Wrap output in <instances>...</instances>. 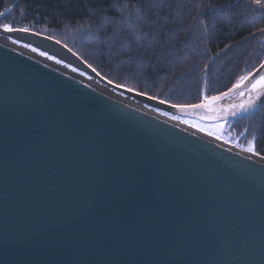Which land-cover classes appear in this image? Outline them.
Listing matches in <instances>:
<instances>
[{
	"label": "water",
	"instance_id": "95a60500",
	"mask_svg": "<svg viewBox=\"0 0 264 264\" xmlns=\"http://www.w3.org/2000/svg\"><path fill=\"white\" fill-rule=\"evenodd\" d=\"M11 34L68 59L41 35ZM33 61L0 50V264H264V162ZM234 100L198 118L264 102Z\"/></svg>",
	"mask_w": 264,
	"mask_h": 264
},
{
	"label": "trees",
	"instance_id": "16d2710c",
	"mask_svg": "<svg viewBox=\"0 0 264 264\" xmlns=\"http://www.w3.org/2000/svg\"><path fill=\"white\" fill-rule=\"evenodd\" d=\"M10 1L12 4L15 2V0ZM243 1L244 0H212L209 4L212 6H217L218 11L223 7L229 10L223 14L222 20L212 25V22H210L211 20H208L207 18L210 14H212V16L216 15V19H219L217 15L218 11L214 12L212 10L210 11L212 13L209 14V10H202L203 13L207 15L200 17L199 19L196 18L191 23H189L190 25L184 23V27L181 29L184 30V35H178L177 40L172 39L173 34L170 33L171 28L175 27L168 23L173 11L171 9H174V5H171V3L174 4L176 0H19L20 3L18 5V9L14 12L18 13L19 16L16 14L14 18L18 19L16 20L18 21L17 24L21 27H27L33 30V27L31 28V26H36L38 29L43 28L41 31L47 30L50 32L49 34L58 35L63 30H67V34L62 33L63 35L61 37L58 35L59 39L62 41L68 40L67 37L72 34L77 36L85 34V36H87L93 30H96L97 32L95 35L97 36L96 39L100 38L101 41H104V38L111 39L112 41L114 36H118V38H120V42H122V46L120 45L118 48L121 51L123 50V54H121V51L117 52L118 48L115 50V52H117V55L115 56V62H117V64L119 63L117 66H120L119 68L124 67L123 70L125 71L130 67L133 68V71H137V68L134 67L141 66L144 74L147 75V77H149V74L152 73L154 77L162 76L160 79H163L167 75L164 74L165 72H175V70L170 69V71H166L165 69L164 71V65H160L158 60L155 58L156 56L152 57L153 53L143 54L142 50L145 47H149V45H153V42L157 41H162L164 44L162 49L166 50H169L168 48H170L166 44L167 42H172V47H174V45L179 46L184 41L183 44L186 46L184 47V51L187 53V55H190L192 51H195L196 55L201 52L202 54L208 53V61L218 63L219 66L222 67L221 73L223 79L225 80V84L223 85L222 82H220V78H215L211 85V87L215 89L221 88L222 86H224V88L229 87L239 78L238 68H243V58H246L247 62L256 64L258 54L261 56L260 59L262 56L264 57V25L260 26L259 29H252L245 24L246 22H254L253 19H255L257 16L255 14L256 11L257 14H260V12L264 14V0H245L246 5L242 6L240 4H243ZM191 2H196V0H192ZM112 4H116L114 11H111L108 8L109 6L112 7ZM10 5L11 4H9V1L0 0V10H2L1 7H9ZM260 5H262V9L259 8ZM196 6L198 7V4H196ZM122 7H124L126 12H129V18L126 19V17L122 15ZM195 8L196 7L191 9V12L196 10ZM202 8H204V6H202ZM186 10L188 9L186 8ZM243 10L245 12H242ZM21 11L22 13H20ZM236 12H240L239 14L242 15L245 23H241L236 20L234 21V18L232 19L231 14L233 13V15H235ZM26 13H28V15H25ZM140 17L141 21L139 20ZM144 17H147L145 20L148 21L147 23H154L151 31L142 30V27L140 29V25H142ZM163 18L165 21L162 20V22L160 19ZM117 21H125L124 23H121L122 27L118 29V34L112 30L113 25H111L112 23H117ZM224 21L228 22L226 27L224 24H220ZM66 24H73V26L68 27ZM131 26L132 31L124 32L126 28ZM205 26L218 27L217 30L212 31L215 35L214 37L207 35L208 31L205 29ZM189 27L192 29L188 30ZM81 28H85L84 33H77L78 30H81ZM109 31H113V33L108 36L107 34ZM48 32L45 31L46 34H48ZM99 32H101V35ZM250 33L254 34L250 35L253 36L252 39L249 37ZM137 34L141 35L139 38H137L138 43H134L133 45L128 44L130 42L132 43V41H135L133 37ZM176 41L178 42L176 43ZM187 43L189 46L194 45L191 47V52L189 51L188 45H186ZM88 45L85 46L87 47ZM112 45L114 44L112 43ZM205 50L206 52H204ZM97 51L99 50L95 49V52ZM100 51L105 53V50ZM136 54L137 56H142V60H136ZM104 55L101 54L100 56H102V58L99 57L103 62L105 61L104 59H106L103 58L105 57ZM119 57H121V59H118ZM166 59L168 61L167 57ZM170 60L172 59L170 58ZM177 60H179L180 63V59ZM206 64H208L207 60ZM127 74L128 73L125 75H118L113 78L126 85L132 84V87L134 88L139 86V89L143 91V89H141L143 82L139 80V76L126 77ZM172 74L173 73L169 74L172 77V82L177 81L178 79ZM109 76L112 77V75ZM122 77H124L126 80H121ZM129 81L132 83L129 84ZM149 81L153 85L149 89L150 91H154L158 86L157 83H159L160 80L149 79ZM169 85L163 88L167 93L169 89L175 88L176 90L180 87L177 85L171 87ZM200 89L203 90L201 86ZM151 94L154 95L155 93L151 92ZM183 102L184 99L180 103ZM190 102H196L194 95L189 97L184 103ZM243 120L249 127V134L255 135L256 142L258 144L260 143V152L264 154V108L254 113L247 120L240 119L239 121L233 122V125L234 123L239 124L240 122H243Z\"/></svg>",
	"mask_w": 264,
	"mask_h": 264
},
{
	"label": "bare ground",
	"instance_id": "6f19581e",
	"mask_svg": "<svg viewBox=\"0 0 264 264\" xmlns=\"http://www.w3.org/2000/svg\"><path fill=\"white\" fill-rule=\"evenodd\" d=\"M213 8H214L213 9L214 12L218 11L217 6H213ZM259 8L262 9V5H260ZM3 9L5 10L3 12H7L6 10L7 7H3ZM226 11H228V9L224 7L219 9L217 15L220 20H222L223 18L222 16ZM3 14H4V19L0 22V50L1 51L5 50V48L7 47L9 49L12 48L15 51H19L23 53L25 52V54L27 56L32 57V59L35 62H38L39 64L40 62H43L44 64L48 65V68L43 70L44 73H47L50 69L59 70L64 73H67L68 75H71L73 78H76L78 81H80V83L84 85L83 88H86L89 91L91 90V92L93 91L95 93L97 92L100 93L101 95L99 96V98H101L103 95H106L112 98V100L113 99L123 100V101H127L130 103L142 106L148 118L156 124L170 126L168 128H170L171 130L172 129L174 130L175 126H177L180 129L182 128L180 132L185 133V131H187L185 134H188V136L191 134L195 136L192 139H194L197 142L214 146V148H217L223 151L228 150L230 151V153H233L237 156L240 155L241 157H245V155H248L247 157H252L256 160L264 162V154L260 152L261 151L259 147L260 143L258 144L254 140L255 135L249 134V130H248L249 127L245 123V121L243 120V122H240L239 124L234 123L233 125V122L239 121L240 119L247 120L254 113L253 114H243L242 117L237 118V119H231L227 122L221 123L220 121H217V122L206 123L205 121H203L202 119H199L198 117H202V118L207 117L206 113L209 112L210 109L213 108L212 106H214L215 109L218 108V105L216 104L217 101L212 102L211 104L207 105L204 108L193 109L191 112V116L190 114L188 115L187 113L191 109L181 111L180 109L173 107V105L199 104L205 96L211 97V96L219 95L222 92H227V90L232 87V85L226 88H224V86H222L221 88H215V89L211 87L212 82L215 78H220L221 80L220 82H222L223 85L225 84V80L223 79L222 73H221L222 67H220L218 63H215L213 61H208L209 60L208 53L202 54L201 52L196 55L195 51H192L191 49V47H193L194 45L189 46L188 43L186 44L189 47V51L190 52L192 51V53L187 56L188 58H180V64H179V60L177 59H176L177 64L175 63V61H172V60L167 61L169 63V66L171 67V70H175V72H169V73L165 72L164 74H167V75L163 79H160L162 76L154 77L152 73H150L149 77H147V75L144 74L143 70L139 74L137 72L139 69L137 71H133L132 70L133 68L130 67L129 69H126L125 71L123 70L124 67L119 68V66H117L119 63L117 64V62H115V56L117 55V52L121 51L118 47H120L122 43L120 42V38H118V36L113 37L112 43L114 45H112V43H109V40L111 39L104 38L103 39L104 41H101L100 38L96 39L97 37L95 36L97 34L96 30L91 31L87 36H85V34H83L85 28H81V30L80 31L78 30L77 32V33L81 32L83 35H79V36L75 34L69 35L67 37L68 40L66 41H61L59 39L54 38L53 34H47L43 36L46 40L58 43V45L61 46L63 51H65L63 53L68 54V59L65 62L64 60L60 59L58 56L51 54L50 53L51 51L48 47L49 45H47L46 43L37 41V45L31 44L30 39L32 38H27L23 42L19 39H16L14 36H12L11 33L14 32V30L15 32H18V33H24V31L20 30L23 28L17 24L18 21L16 20L18 19L16 18L7 19L8 14L7 13H3ZM253 21H254L253 23L246 22L245 23L246 26L253 29V28H259L260 26L264 25L263 23L264 14L262 12H260V14L258 13L256 18L253 19ZM5 24L10 25V27L14 29L12 31L5 30L3 28V25ZM66 26L71 27L73 26V24H66ZM217 28H218L217 26L216 27L215 26L214 27L205 26V29L208 31L207 35L210 37H214L215 35L213 34L212 31L217 30ZM179 29L180 28H171L170 33L173 35L176 34L177 36L184 35V30H179ZM190 29L192 28L189 27L188 30ZM25 32L31 33V30L27 29V31ZM62 33L67 34V30L66 31L63 30ZM111 33H113V31H109L107 35L109 36ZM99 34L101 35V32H99ZM250 35H254V34H251V33L249 34L250 39H252L253 36H250ZM24 36L25 34L22 37ZM33 41H36V40H33ZM85 45H88V46L86 47ZM33 49H35V51H33ZM95 49L96 50L98 49L99 51L95 52ZM116 49L118 50L117 52H115ZM100 50H103V51L105 50L104 51L105 53L101 52ZM42 52L46 53V55H41ZM204 52H206V50ZM101 54L103 55L105 54L104 56L105 58H107L103 62V64L106 66L107 69L102 70L103 72L99 73L100 71L99 72L93 71V69L91 68V65L95 66V64H102L101 61H97L95 59V58H99V55ZM121 54H123V50L121 51ZM49 57H52V59H49ZM260 57L261 56L258 54L256 64L247 62L246 58H243L242 59L243 68H238V74H239L238 76L239 77L244 76L249 73H251L252 75L257 70H259V72L261 73V76H264L262 72L263 70L261 69V67L263 66V56L261 59ZM118 59H121V57H119ZM135 59L142 60V56H137L136 54ZM206 60L208 64H206ZM57 61H60V63H57ZM75 63L77 64L79 63V64L75 65ZM34 64L36 66L38 65L37 63H34ZM80 64H83L86 70L82 69ZM112 66L114 67V69L111 68V72L109 71L110 74H108V70ZM112 73H115L114 74L115 76L123 75V74L125 75L126 73H128L126 77L128 76L136 77L138 74L139 80L143 82L141 85V89H143V91L139 89V86L135 88L132 87V84H130L132 82L130 81L128 83L131 86L126 85L121 82L124 88H121L118 86L116 87L113 79L111 80V76H109ZM170 73H174L172 75H175V77L178 80L175 82H172L171 80L172 77L169 75ZM149 79L161 80L160 83H157L158 86L155 88L154 90L155 92L153 90L150 91L149 89L153 86L152 83L149 81ZM121 80H126V79L122 77ZM250 81H251V76H249L248 80L242 83L248 86L247 89L244 90V93L243 91L241 93L240 92L237 93V91L234 90L231 94L223 97L222 102H226L225 104H227L229 102H233L234 99H235L234 101H237L236 99L238 100L243 99L242 101H246V100L249 101L251 99V100H254V102H256L255 105L258 104L259 102H262L264 100L263 99L264 89L250 91L251 89V85H250L251 83L249 84ZM167 85L171 87H174L175 85H177L180 87L179 89H176V90L175 88H172L167 93L166 91H164L165 89H163L164 87H167ZM200 86L203 88V90L200 89ZM239 88H242V87H239ZM129 89H131V91H129ZM151 92L159 95L158 98L157 99L153 98L152 97L153 95L151 94ZM192 95H194V97L196 98V102L184 103L189 97H192ZM183 99H184V102L180 103L183 101ZM262 108H264V102L260 105V107H256V109H258L257 111H260ZM263 123H264V120H263ZM169 124H172V125H169ZM228 126L232 127V129H230V133H228L231 136L230 138H233L234 140H236V142L241 141L242 143L252 141L253 143L252 147L254 148V152H249L247 150L249 146L236 145L229 139L227 140L226 138H224L222 131H224L223 129L227 128ZM209 133H211V135Z\"/></svg>",
	"mask_w": 264,
	"mask_h": 264
},
{
	"label": "rangeland",
	"instance_id": "374dc122",
	"mask_svg": "<svg viewBox=\"0 0 264 264\" xmlns=\"http://www.w3.org/2000/svg\"><path fill=\"white\" fill-rule=\"evenodd\" d=\"M7 1H9V4H11L9 7L7 6V12H3V11H5L4 9H3V7H1V9L2 10H0V22L4 19V14L3 13H7L8 14V16H7V19H12V18H14V16L16 15V14H18V13H14L17 9H18V5H19V0L17 1V0H15V2L12 4L11 3V1L10 0H7ZM192 0H176V2H174V4H172L171 3V5H174V9H171V10H173L172 11V13H171V17H170V19L168 20V23L169 24H171L172 26H174L175 28H180L179 30H181L183 27H184V23H186L187 25H190L189 23H191L193 20H195L196 18L197 19H199L200 17H203V16H205V15H207V14H205V13H203V11L202 10H209V14L210 13H212V12H210V11H212L214 8H213V6L212 5H210L209 3H211V1L212 0H196V2H191ZM188 3V4H187ZM124 4V3H123ZM190 4H192V5H190ZM196 4H198V8H197V6H196ZM186 5H187V7H186ZM240 5H242V6H245L246 5V3H245V0L243 1V4H240ZM115 6H116V4H112V7L111 6H109L108 8H109V10H111V11H114L115 10ZM189 6V7H188ZM202 6H204V8H202ZM194 7H196L195 9L196 10H193L192 12H191V9H194ZM107 8V9H108ZM186 8L188 9V10H186ZM25 10H27V9H25ZM28 11V10H27ZM108 11V10H107ZM229 11V10H228ZM121 12H122V15L124 16V17H126V19L127 18H129L128 17V13L129 12H126L125 11V9H124V7H122V10H121ZM231 12H233V11H231ZM242 12H245L244 10L242 11ZM20 13H22V11L20 12ZM24 13V12H23ZM240 12H236V14L235 15H233V13L231 14L232 15V19L235 21H239V22H241V23H245V20L243 19V17H242V15H240L239 14ZM2 14H3V16H2ZM14 14V15H13ZM107 14V13H106ZM146 14V13H145ZM173 14V15H172ZM256 15H257V12L255 13ZM25 15H28V13H26ZM104 16V15H103ZM134 16V15H133ZM215 16L216 15H214V16H212V14H210L209 16H208V20H211L210 22H212V25H214V24H216L218 21H220V19H216L215 18ZM132 17V16H131ZM146 18L147 17H144L143 18V22H142V25H140V29H141V27H142V30H145V31H147V30H149V31H151V28H152V26L154 25V23H147L148 21H145L146 20ZM140 21H141V17H140V19H139ZM161 21L162 20H164L165 21V19L163 18V19H160ZM215 20V21H214ZM225 20H227V19H225ZM228 21V20H227ZM227 21H224L223 23H220V24H224V26L226 27L227 26V24H228V22ZM125 22V21H124ZM124 22H119V21H117V23H115V24H111V25H113V27H112V30H114L115 31V33H117L118 34V29H120L122 26H121V23H124ZM163 22V21H162ZM132 26H133V24H132ZM132 26L131 27H129V28H126L125 30H124V32H127V31H132ZM168 26V25H167ZM33 27V30L32 29H29V28H27V27H22L23 29H29V30H31V32L32 33H36V34H38V35H41V36H45V35H47L46 33H45V31L46 32H48L47 30H44V31H41V30H43V28H41V29H38L36 26H31V28ZM12 29H14V28H12ZM35 29V30H34ZM259 29V28H258ZM257 29V30H258ZM178 30V31H179ZM136 32V31H135ZM50 32H48V34H49ZM143 33V32H142ZM145 33V32H144ZM177 33V32H176ZM54 35V38H56V39H59V37L57 36V34H53ZM60 37L63 35L62 34V32H60V34H58ZM141 35L140 34H137V35H134V37H133V39L135 40V41H132V43L130 42V43H128V44H137L138 43V39L137 38H139ZM177 38H178V36L176 35V34H174V35H172V39H174V40H177ZM59 40H61V39H59ZM62 41V40H61ZM109 42L110 43H112V41L111 40H109ZM178 41H176V43H177ZM231 43V42H230ZM160 44H161V46H160ZM167 45H168V47H170V48H168L169 50H166V49H162L163 48V42L162 41H157V42H153V45H149V47H145L143 50H142V52H143V54H150V53H153V55H152V57H155L156 56V58H157V56H158V58H157V60H158V62L160 63V65H164V71H165V69H166V71H170V69H171V67H169L168 65H169V63L167 62V59H166V57L168 58V61L170 60V58L172 59V61H175V63L177 64V61H176V59H180V58H188L187 56V53L184 51V47H186L183 43H181L179 46H175L174 45V47H172V42H167L166 43ZM165 44V45H166ZM158 50H157V49ZM160 48V49H159ZM150 56V55H149ZM161 56V57H160ZM99 57H101L102 58V56H100L99 55ZM147 57H148V55H147ZM83 58V57H82ZM103 58H105V57H103ZM97 61H101L102 62V64H95V66L94 65H91V68L92 69H95V71H100L99 73H101V72H103L102 70H106L107 68L105 67V65L103 64V61L101 60V59H99V58H95ZM107 59V58H106ZM106 59H104V60H106ZM263 61H264V57H263ZM168 63V64H167ZM180 64V63H179ZM90 67V66H89ZM120 67V66H119ZM160 67H163V66H160ZM111 68H113L114 69V67L112 66V67H110L109 68V70L108 71H110L111 72ZM136 68H137V72L140 74V72L142 71V67L141 66H136ZM112 69V70H113ZM174 72V71H173ZM108 74H110L109 72H108ZM113 74H115V73H112L111 75H112V77H111V80L113 79V81H114V84H115V86L117 87H121V88H124V86H123V84L121 83V82H118L117 80H115L113 77H115V75H113ZM174 74V73H173ZM138 75V74H137ZM161 82V80L159 81V83ZM170 90V89H169ZM175 93V92H174ZM157 96V97H156ZM158 96L159 95H157V94H154L152 97L153 98H155V99H157L158 98ZM232 126V125H231ZM231 126H228L227 128H225V129H223L224 131H222V134H223V136H224V138H226L227 140L229 139L230 141H232L234 144H236V145H242V146H249V142H245V143H242L241 141H237L236 142V140H234L233 138H230L231 136L228 134V133H230V129H232V127ZM254 140L256 141V139L254 138ZM255 141H253V142H255ZM253 144V143H252ZM256 148H257V146H256Z\"/></svg>",
	"mask_w": 264,
	"mask_h": 264
},
{
	"label": "snow or ice",
	"instance_id": "6c2138e0",
	"mask_svg": "<svg viewBox=\"0 0 264 264\" xmlns=\"http://www.w3.org/2000/svg\"><path fill=\"white\" fill-rule=\"evenodd\" d=\"M3 28L7 31H12L13 29L10 27V25L5 24L3 25ZM22 31H27V29H20ZM27 47V45H26ZM33 51H35V49H33ZM41 55H46V53H41ZM49 59H52V57H49ZM57 63H60V61H57ZM93 71H95V69H93ZM249 76H251V73L244 75V76H240L235 83L232 84V87L229 88L227 90V92H222L219 95H215V96H205L202 101L199 104H192V105H173L174 108H178L181 111L187 110V109H200V108H204L207 105L211 104L212 102L218 101L220 99H222L223 97L231 94L234 90L238 89L241 84L248 80ZM259 89H264V76H261L259 79H257L254 83H252L251 85V90H259ZM129 91H131V89H129ZM251 106V101L249 102V104L247 105H241L240 110L241 111H247L248 107ZM232 115H235L236 113L233 111L231 113ZM211 135V133H209ZM249 152H254V148L252 147V141H249V147L247 149Z\"/></svg>",
	"mask_w": 264,
	"mask_h": 264
}]
</instances>
